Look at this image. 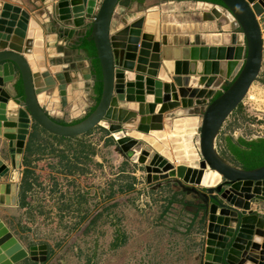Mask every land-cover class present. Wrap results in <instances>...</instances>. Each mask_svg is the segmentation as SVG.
Listing matches in <instances>:
<instances>
[{
  "label": "water",
  "instance_id": "1",
  "mask_svg": "<svg viewBox=\"0 0 264 264\" xmlns=\"http://www.w3.org/2000/svg\"><path fill=\"white\" fill-rule=\"evenodd\" d=\"M63 1L65 17L81 12L84 17H93L90 37L101 68L100 97L95 107L76 122H60L44 108L39 95L52 89L61 74H50L45 64L43 30L33 18L28 20L25 34L19 31V35H13L11 48H0V134L7 140L9 156L8 163L0 155V204L18 203L22 154L33 123L65 137L82 135L102 124L117 139L115 151L145 165L146 182L151 188L175 180L185 186L177 216L187 217L188 223L199 230L197 264H264V165L245 169L222 155L216 143L223 123L260 73L263 39L258 17L264 13V0H221L223 5L217 4L235 18L245 44L188 48L162 44L159 9L148 10L132 20L127 33L116 40L111 18L120 0ZM259 3L263 8L258 11ZM170 73L176 76L172 78ZM209 73H218L219 77L207 78ZM187 74L196 76L189 78ZM220 77L226 79L225 85L229 84L204 102L209 90L199 87L216 79L215 86ZM6 81L10 82L11 92L3 88ZM117 101L136 102L144 112L120 107L131 114L115 121L110 109ZM197 105H202L201 159L193 167L188 162L177 164L191 168L188 177L182 178L188 184L179 179L177 166L149 149L143 139L134 140L127 148L122 144L126 131L164 129L166 119L188 116L189 108ZM7 174L9 181H2ZM175 205L173 202L171 207ZM36 247H24L0 217V264H19L31 257Z\"/></svg>",
  "mask_w": 264,
  "mask_h": 264
},
{
  "label": "rangeland",
  "instance_id": "2",
  "mask_svg": "<svg viewBox=\"0 0 264 264\" xmlns=\"http://www.w3.org/2000/svg\"><path fill=\"white\" fill-rule=\"evenodd\" d=\"M13 9L11 13H18L19 9ZM20 15V21L26 25L31 18L39 24L26 10ZM17 23L15 20V25L13 21L5 28L10 31L13 27L17 33L16 25L20 22ZM54 63L51 59L49 65L46 64L50 74L53 77L58 73L61 75H57L56 85L42 103L54 117L65 121L84 116L94 102L91 83L87 85L85 80L81 83L77 70L75 74H63L62 66L56 70L57 64ZM123 102L122 105L117 101V105L138 113L144 111L136 102ZM76 108L86 112L73 115ZM199 117L190 133H185L184 129H173L174 121L168 118L164 129L126 131L122 144L127 148L134 140L143 139L149 149H154L173 165L188 162L190 167L197 166L201 159ZM36 125V145L29 165L33 171L29 176L31 185L24 188V197L20 195L21 205L6 214L24 247L29 250L30 246L39 244L35 250L43 258L41 262L28 258L38 264H61V258H71V264H112L117 257L125 259V253L133 242L134 248L138 243L136 249L139 252L132 257L129 255L127 264H150V253L146 252L148 246L142 245L145 240L140 234L153 228L152 222L161 211L153 209L155 200L151 206L142 200L141 196L152 193L147 188L145 165L115 151L117 139L102 124L82 135L65 138L47 133ZM223 130H230L234 136L264 135V55L258 77L243 101L227 117ZM183 167L186 166H177L178 174ZM162 192H158L161 199L165 193L172 194L166 189ZM153 214L155 218L151 217ZM176 226H172L170 232L178 231ZM180 228H184V223ZM195 244H198L195 250H199V242ZM138 255L141 258L136 260ZM25 259L19 264H26Z\"/></svg>",
  "mask_w": 264,
  "mask_h": 264
},
{
  "label": "crops",
  "instance_id": "3",
  "mask_svg": "<svg viewBox=\"0 0 264 264\" xmlns=\"http://www.w3.org/2000/svg\"><path fill=\"white\" fill-rule=\"evenodd\" d=\"M64 3L65 1L63 0H0V24L2 25V27H0V30L2 31V32L0 31V48H11V45L14 44L13 35H15L16 33H14L13 27L12 30L10 31L9 30L7 31V29L5 28V26L9 22L11 23V21H14V25H15V20L18 21V23L20 22L19 23L21 25L20 27L18 23H17L18 25H16V27L18 26V32L22 31L25 34L27 25L25 24V22L23 23L22 21H20L21 18L20 14L21 12L23 13L25 10L28 11L30 17H35V19L38 20L40 27L43 28V38L45 41L44 44L45 64L49 65V61L52 59V62H55L54 64H57L56 70H60V68L58 67L62 66L64 72H66L68 75L70 73L75 74L74 72L75 70H77L78 72L77 76L81 83L84 80L87 81V85L91 83V90L93 91L92 98L94 99V102L91 106H93L97 102V92L94 89L96 75L92 70V57L89 55L87 48L83 46V42L86 36L87 37L90 36V24L93 17H89L88 15H85L84 17V15H82V12L78 13V15L75 17H65L67 15V8H66V4ZM12 6H16V7L18 6L17 8L19 9L18 13H16V15L14 16H11ZM258 6H260L257 7L258 11L260 8H263L262 3H259ZM154 9H159L161 14L160 25H161L162 44H166L170 46L187 47V48L192 46H201V45L218 47L221 45L236 46V45L245 44L244 34L240 26L237 24L235 18L232 16V14L227 9L218 6L215 3L205 0H120L113 11L111 18V29L113 31L114 38L116 40L117 39L120 40L119 38L121 37L120 34L127 33L128 26L132 20L137 18L139 15L147 12L148 10H154ZM5 11H8L9 14L7 13V15H5L4 13ZM18 14L20 16H18ZM258 21L262 31L263 55H264V13L258 17ZM5 29L7 32L5 31ZM187 51L190 54V50L188 49ZM182 58L184 57L182 56ZM225 67L227 68V65ZM170 75L172 76V78L176 76L174 73H170ZM3 76L4 74H2V77ZM186 76L192 78V76H196V75L187 74ZM199 76L202 75L198 74L197 77ZM205 76L207 78L213 76L218 78L219 74L209 73L206 74ZM220 78L221 79H217L218 84L215 86L214 83L216 82V79H214L215 81L213 80L214 83L212 82L209 85L204 84L199 87V88H206L207 90H209V95L204 99V102L210 100L211 97L216 92L221 91L223 89V87L225 86L226 79L224 77L223 78L220 77ZM9 84L10 82L8 81L4 82L3 88L9 91ZM47 92L48 93L42 92L40 94L43 95V99H41L39 95V100L41 101V103L45 101V97L49 96L46 94H51V90ZM42 105L48 111L47 109L48 107H45L44 103H42ZM201 108L202 105L190 107L189 110L191 111L188 113V116L196 117L197 119L196 122H198L200 118L199 112ZM85 112H86L85 109L76 108V110H74L73 115H75V113H78V115H80ZM35 124L37 123H33L31 125L25 143V147L23 149L22 161L20 165V170H21L20 179L17 182L18 203L0 204V217L5 221V223L9 226V228L13 230L14 234L16 233L13 227H11V225L9 224L6 214H10L14 212V210L21 205L20 192H21V180L25 168L24 156L26 155V146L30 134L34 129L36 130L37 125L34 126ZM223 129H224V123L221 127L220 133L216 140L218 149H222L221 148L222 135L227 133L232 134L230 130L224 131ZM42 130L46 131L45 129ZM46 132L50 133L48 131ZM33 151L31 153H27L29 163L32 161L31 157L33 156ZM0 155L4 157V159L9 163L7 140L6 138L3 137L2 134H0ZM10 170H13L11 166H10ZM179 179L183 183L185 184L187 183L184 182L182 178ZM1 180L9 181V174L3 176ZM157 189L158 190L152 188L151 190L152 193L149 194L150 196L149 200L152 205L156 201L155 204L158 205V207H160L159 211H161L162 214L169 205L166 204L167 201H173V202L178 201L181 196L180 197L175 196V194L168 195L167 193H165L164 200L160 202L158 201L161 200V198L158 197L159 195L158 192L163 193L162 191L163 190L165 191V189L167 191L170 190L168 188V185H164V186L162 185ZM171 205L172 204L170 203V206ZM172 208H176V206ZM179 220L181 222L174 220V223L175 225H178V227L176 228L184 236V239H186L187 241L186 244H189V246L190 244L192 245L194 244L193 246H196L195 240H193V238L199 235V232L197 231V226L194 225L193 227L192 224L188 223V220L185 219H179ZM183 223H184V228L182 229L180 228L179 225ZM196 241L198 242V240ZM121 242L122 241L120 240V243ZM34 245L38 246L39 244H34ZM147 249L149 248L147 247ZM29 258L37 259L39 262H41V260L43 259L42 257L38 256V251H36L35 249L34 250L32 249V254L31 257ZM154 260H156V258H152L150 264L153 263Z\"/></svg>",
  "mask_w": 264,
  "mask_h": 264
},
{
  "label": "flooded vegetation",
  "instance_id": "4",
  "mask_svg": "<svg viewBox=\"0 0 264 264\" xmlns=\"http://www.w3.org/2000/svg\"><path fill=\"white\" fill-rule=\"evenodd\" d=\"M165 185H168L169 190L172 192V194L176 193L177 194L176 196L180 197V196H182V194L184 195L186 193L184 190L185 186L177 180L170 181ZM150 186L151 185L147 186V188L149 189V192H151V190H152V188ZM157 188H159V187H155L154 189L158 190ZM141 197H142L143 202L146 201L149 204H151L150 200H149V198H150L149 194L141 196ZM163 200L164 199H161L158 201L161 202ZM181 201L182 200L179 199L178 201L174 202L176 204L175 205L176 208H172L170 206V203L172 204L173 201H167L166 204H169V205L167 206L166 210H164V212L162 214H160L159 216H157V219H154V222H152L153 228L150 229L149 231H147V230L144 231L143 232L144 234H140L141 238H143L145 240V242H143L142 245H144V246L146 245V246H148V248L150 246V248H149L150 250L147 249V247L145 246L147 249V252L150 253V255H148L149 258L151 260H152V258H156V260L153 261L154 264H162V263L163 264H197L198 250H195V249H196V247H198L197 246L198 244H196L195 247L192 246L191 244L189 246V244H186V239H184V236L181 234V232L173 231V230H172L173 232H170L172 229L171 226L172 225L176 226L174 223V220L181 222L179 220L180 217L184 218L185 220H189L187 217H184L181 214H179V216H177L178 209H179V207H181L180 206ZM153 209L154 210L156 209L157 211H159L158 205H156ZM189 209L193 210L194 207H190ZM181 211H183V210H181ZM185 213H188V212L185 211ZM154 215L155 214H153L151 217L155 218ZM176 217H178V218H176ZM176 227H178V225ZM149 236H151V237H149ZM193 240H195V242H196V240H199V235L194 237ZM131 244L134 245L133 242H131ZM132 245H130L128 247L130 250L126 251L127 253H125V259H123L122 257H117L112 264H127L128 256L130 255L129 257H132L133 254H137V252H139L138 249H136L138 247V243H136L135 248ZM154 247H158L160 249V253L158 252V248H155V249H157V251H156L154 249ZM159 254H161V255H159ZM121 256H123V255H121ZM138 258H139V255L136 258V260ZM106 261H107V258H106ZM59 263L71 264V258H68L67 260L65 258H61L59 260Z\"/></svg>",
  "mask_w": 264,
  "mask_h": 264
},
{
  "label": "trees",
  "instance_id": "5",
  "mask_svg": "<svg viewBox=\"0 0 264 264\" xmlns=\"http://www.w3.org/2000/svg\"><path fill=\"white\" fill-rule=\"evenodd\" d=\"M205 1L223 5V2L221 0H205ZM83 46L87 48L89 55L92 57V70L96 75L94 89L97 92V101H98L100 97V93H101L102 74H101L99 60L96 55V48H95L93 39L90 36L88 37L86 36L83 42ZM228 84H226L223 87V89L226 88ZM18 87L20 90L22 89L21 80L18 81ZM221 91L216 92L211 97V99L219 95ZM96 103L90 107L87 113H89L95 107ZM84 116L77 118L75 120H72V121H68V122H76L82 119ZM55 119L60 122L68 123L67 121H63L57 118ZM35 133H36V130L34 129L32 133L30 134V137H29V140L26 146V155L24 156L25 168H24V174L21 180V192H20L21 197H24L25 195L24 188H26V186L30 187L31 185L29 176L33 171L31 170L29 166L30 163L28 162L27 153H31L34 150V147L36 145L34 143L35 136H36ZM60 137L65 138V136H60ZM221 144H222V147H221L222 155H224L225 157H228V159L233 161L235 164L240 165L241 167L245 169H252V168L264 165V135L248 137V136H244L243 134L234 136L231 133H227V134L222 135ZM25 260L27 261L26 264H38V262L30 260L28 257Z\"/></svg>",
  "mask_w": 264,
  "mask_h": 264
},
{
  "label": "bare ground",
  "instance_id": "6",
  "mask_svg": "<svg viewBox=\"0 0 264 264\" xmlns=\"http://www.w3.org/2000/svg\"><path fill=\"white\" fill-rule=\"evenodd\" d=\"M40 98L43 99V95H40ZM150 98L152 97L150 96ZM110 114L115 119H124L128 115H130L131 112L127 110H123L116 103H113L110 109ZM196 120H197L196 117H193V116H182V117L176 118L174 119L173 129H182V130L184 129L185 133H190L197 123ZM123 145L127 146L126 144H123ZM190 171H191V168L183 167L181 170V173L178 174V176L180 175L179 177H182L183 179L187 178ZM177 173H178V169H177ZM207 177L209 178V174Z\"/></svg>",
  "mask_w": 264,
  "mask_h": 264
}]
</instances>
